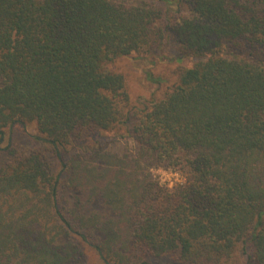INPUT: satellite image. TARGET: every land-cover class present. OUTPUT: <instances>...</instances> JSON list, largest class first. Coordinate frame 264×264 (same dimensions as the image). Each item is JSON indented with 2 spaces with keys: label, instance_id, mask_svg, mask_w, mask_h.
Masks as SVG:
<instances>
[{
  "label": "trees",
  "instance_id": "obj_1",
  "mask_svg": "<svg viewBox=\"0 0 264 264\" xmlns=\"http://www.w3.org/2000/svg\"><path fill=\"white\" fill-rule=\"evenodd\" d=\"M168 41L193 61L137 107L109 65ZM15 124L43 150L4 144ZM121 131L132 155L103 152ZM80 244L264 264V0H0V264H80Z\"/></svg>",
  "mask_w": 264,
  "mask_h": 264
},
{
  "label": "rangeland",
  "instance_id": "obj_2",
  "mask_svg": "<svg viewBox=\"0 0 264 264\" xmlns=\"http://www.w3.org/2000/svg\"><path fill=\"white\" fill-rule=\"evenodd\" d=\"M177 10V9H176ZM166 15L177 16L175 9H164ZM177 53L172 48L171 42H165L158 50H147L119 58L109 65L110 69L122 74L125 78L127 92L132 104L137 107L145 106L151 99H160L165 91L176 81L175 70L180 66H189L192 59L177 58ZM160 80L161 83H156ZM37 131L34 124L22 127L15 124L5 130V143L11 141L24 150H43V146L36 142ZM102 151L119 157L125 154L132 155L134 143L124 131L111 132L99 137ZM150 174L160 187L171 189L183 182L180 172L171 168H152ZM83 255L80 264H100L96 254L84 244H80ZM237 264H244V258L238 252ZM148 264H175L170 257L147 258ZM177 264V263H176Z\"/></svg>",
  "mask_w": 264,
  "mask_h": 264
}]
</instances>
